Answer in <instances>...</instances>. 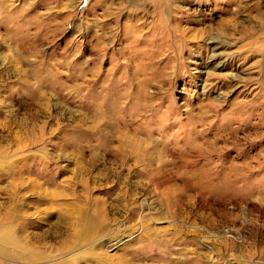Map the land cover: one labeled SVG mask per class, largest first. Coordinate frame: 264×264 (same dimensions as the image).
<instances>
[{
	"label": "rangeland",
	"instance_id": "1",
	"mask_svg": "<svg viewBox=\"0 0 264 264\" xmlns=\"http://www.w3.org/2000/svg\"><path fill=\"white\" fill-rule=\"evenodd\" d=\"M0 264H264V0H0Z\"/></svg>",
	"mask_w": 264,
	"mask_h": 264
},
{
	"label": "bare ground",
	"instance_id": "2",
	"mask_svg": "<svg viewBox=\"0 0 264 264\" xmlns=\"http://www.w3.org/2000/svg\"><path fill=\"white\" fill-rule=\"evenodd\" d=\"M168 1V0H167ZM143 3V2H142ZM149 3V2H148ZM144 6H145V4H144ZM157 10V9H156ZM158 12H159V10H157ZM160 12H162L161 11V9H160ZM163 15V14H162ZM121 160V159H120ZM119 160V161H120ZM126 160V159H125ZM123 164V163H122ZM125 164V163H124ZM157 172V171H156ZM153 173V172H152ZM151 173V174H152ZM164 182H168V180H166V181H164ZM190 184H191V182H190ZM30 188L32 189V187H31V185H30ZM168 190V189H167ZM170 193H172V191L169 189L168 191H162V194H165V199L168 201L167 202V204H170V206H171V204L173 203L172 201H171V198L169 197V195L168 194ZM164 198V197H163ZM174 204V203H173ZM128 210V209H127ZM131 213L133 214H136V212H135V210L133 211H131ZM130 213V214H131ZM134 216H136V215H134ZM130 217V216H129ZM105 214L103 213V212H101V213H99V214H96L95 216H89L88 215V221H86V222H84V223H78L77 221H75L74 222V224L75 225H77V227H78V225L81 227V229H82V233H83V235H89V234H94V235H96V232H97V234L98 233H101L102 231H101V228H104V230L103 231H105V230H107V228H106V226H105ZM133 219V218H132ZM129 220V219H128ZM92 232V233H91ZM68 233H69V231H68ZM109 233V232H108ZM101 235V234H100ZM99 236V235H98ZM97 236V237H98ZM121 238V237H120Z\"/></svg>",
	"mask_w": 264,
	"mask_h": 264
}]
</instances>
